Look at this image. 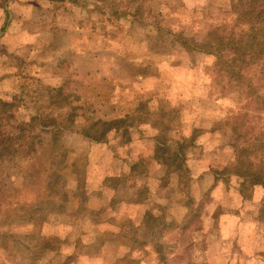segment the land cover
<instances>
[{
	"label": "rangeland",
	"instance_id": "obj_1",
	"mask_svg": "<svg viewBox=\"0 0 264 264\" xmlns=\"http://www.w3.org/2000/svg\"><path fill=\"white\" fill-rule=\"evenodd\" d=\"M234 22L230 0H0V264H264V187L235 174L264 110L180 45Z\"/></svg>",
	"mask_w": 264,
	"mask_h": 264
},
{
	"label": "trees",
	"instance_id": "obj_2",
	"mask_svg": "<svg viewBox=\"0 0 264 264\" xmlns=\"http://www.w3.org/2000/svg\"><path fill=\"white\" fill-rule=\"evenodd\" d=\"M231 9L235 15V22L230 25L229 29L216 28L211 30L205 40L202 42H189L187 38H180V45L186 50H196L216 56V68L219 74H224L229 80L239 87L247 89V97L264 110V94H260L258 89L254 90L253 79L262 78L264 80V0H230ZM257 88V87H256ZM264 88V87H263ZM69 95L63 93L61 88L51 90L50 101L52 104L59 106L69 104ZM0 106L5 110V118H8V112L14 106L12 103L0 99ZM2 112V111H1ZM40 127L50 135L51 148L56 151V154L51 160V164L57 163L59 152V142L63 135L62 129L59 127L39 126L38 115H32L27 121H21L18 127L20 132H29L31 136L40 137L32 129ZM41 131V129H40ZM25 138H31L30 135ZM89 139L94 141L104 140V134L97 136L89 133ZM18 140L20 137H14ZM6 141H13L10 136L5 137V152L13 148L10 143ZM31 144V143H30ZM33 149V146H29ZM164 148L157 147V150ZM257 150H264V139L253 143L250 149L246 147H237L238 155H251ZM156 152V149H155ZM154 152V153H155ZM171 156V155H170ZM240 162V159L237 160ZM252 164H248V169L242 172L236 167L235 174L239 177H252L256 182L264 187V160L260 159L258 169H251ZM59 178V173L51 170L47 179L49 181V188H52L51 182H56Z\"/></svg>",
	"mask_w": 264,
	"mask_h": 264
},
{
	"label": "crops",
	"instance_id": "obj_3",
	"mask_svg": "<svg viewBox=\"0 0 264 264\" xmlns=\"http://www.w3.org/2000/svg\"><path fill=\"white\" fill-rule=\"evenodd\" d=\"M156 159V158H155ZM152 161H158L157 159L156 160H152ZM205 175H207V174H205ZM228 214H227V219H229V221L230 222H235L236 221V218H237V216L235 215V213H232V212H227ZM235 224V223H234Z\"/></svg>",
	"mask_w": 264,
	"mask_h": 264
},
{
	"label": "water",
	"instance_id": "obj_4",
	"mask_svg": "<svg viewBox=\"0 0 264 264\" xmlns=\"http://www.w3.org/2000/svg\"><path fill=\"white\" fill-rule=\"evenodd\" d=\"M5 7L7 8V5Z\"/></svg>",
	"mask_w": 264,
	"mask_h": 264
}]
</instances>
